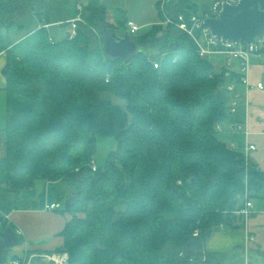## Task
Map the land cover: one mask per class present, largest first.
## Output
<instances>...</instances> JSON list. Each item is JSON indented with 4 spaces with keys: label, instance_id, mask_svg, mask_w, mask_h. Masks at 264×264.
Instances as JSON below:
<instances>
[{
    "label": "trees",
    "instance_id": "1",
    "mask_svg": "<svg viewBox=\"0 0 264 264\" xmlns=\"http://www.w3.org/2000/svg\"><path fill=\"white\" fill-rule=\"evenodd\" d=\"M78 4L76 35L56 38L50 27L69 25ZM165 12L204 11L192 0H167ZM112 30L101 0H0V54L7 55L0 210L43 209L71 197L56 249L71 264H211L209 235L233 226L246 188L253 197L264 185V173L217 129L239 119L236 133L244 123L240 103L231 112L229 89L241 74L217 72L173 24L131 34L138 52L112 59L103 48ZM96 135L114 137L117 149L93 170Z\"/></svg>",
    "mask_w": 264,
    "mask_h": 264
},
{
    "label": "crops",
    "instance_id": "2",
    "mask_svg": "<svg viewBox=\"0 0 264 264\" xmlns=\"http://www.w3.org/2000/svg\"><path fill=\"white\" fill-rule=\"evenodd\" d=\"M163 1L101 0L107 8L110 4H117L119 10L127 16L123 20L126 27L128 21H133L141 28L148 25L152 27L162 25L166 28L168 24L164 23L165 15L164 17L160 15L161 12L164 14L161 9ZM214 1L192 0V3L194 6H198L200 12H206ZM108 21L114 26L112 12L109 8ZM128 31V34L131 35L130 30ZM14 35L17 40L21 37V33L18 32ZM162 35V31L158 33V36ZM138 50L139 46L137 45ZM6 63L7 55L1 53L0 98L3 101H6L7 80L4 75ZM249 78V86L237 83L234 89V97L236 96L240 103L241 118L244 120L246 132L234 133L233 128L239 122V119H235V123L233 120L232 123L222 125L220 134L226 142L235 144L239 148H244L249 144L255 145L257 149L249 153L250 160L264 173V88L257 87L259 82L264 84V55L261 57L252 56ZM4 133L5 129H0V159L6 155ZM252 199L255 204V213L249 220L248 228H245L241 220L237 218L234 220L233 226H221L207 238L205 250L211 254L209 256L211 264H264V185L253 191ZM9 216L13 225L23 231L22 249L28 247V250L45 252L55 251L63 246L64 237L61 232L71 218L69 213L58 214L57 211L44 209L13 210ZM249 233L256 236L255 241H248ZM21 254L22 251L19 254L14 253V255Z\"/></svg>",
    "mask_w": 264,
    "mask_h": 264
},
{
    "label": "built area",
    "instance_id": "3",
    "mask_svg": "<svg viewBox=\"0 0 264 264\" xmlns=\"http://www.w3.org/2000/svg\"><path fill=\"white\" fill-rule=\"evenodd\" d=\"M167 1V0H166ZM166 1L161 3V9L165 14V24H173L179 29L185 31L197 44L200 55L204 58H216L217 56L226 57V61L220 64L219 68L232 69L235 60L239 66V72L241 74L240 83L246 86L250 85L249 71L252 64V56H262V49L264 48V35L256 37L252 42L246 44L242 41H230L222 37L213 35L210 27L205 23L206 18L217 17L224 4H237L239 0H215L211 8L204 12L202 15L191 14L186 16L183 13L178 14L172 18L166 15L165 7ZM77 9L79 10L78 15L73 18L71 22L72 29L68 36L73 37L76 35V23L82 21L83 5L78 4ZM127 27L130 29V33L136 34L139 32L141 27L133 21L127 22ZM158 63H155V67H158ZM257 87L260 89L264 88V84L259 82ZM231 91H234L235 84L229 86ZM247 104V103H246ZM239 106V101L235 96L231 101V112L235 113ZM217 129L221 130V125L217 126ZM236 132H246L245 124H238L235 128ZM230 147L237 148L235 144H230ZM256 146L249 144L242 148V152L245 155L246 160H250L249 153L256 150ZM90 166L93 170L98 169V164L95 159H92ZM243 206L235 211V215L241 220L243 226L248 228L250 218L255 213V204L251 197V192L246 188L244 194L241 196ZM61 207L59 202H46L44 210L55 211ZM13 225L9 214H5L0 210V225L10 227ZM15 233L17 237H22L23 231L20 228L15 227ZM195 236L199 235V231H195ZM248 241H255L256 236L248 234ZM20 244V239H19ZM23 244V243H22ZM25 247L22 250L21 255L8 256L3 260L2 264H71L70 255L67 251L55 250L50 252L45 251H32Z\"/></svg>",
    "mask_w": 264,
    "mask_h": 264
},
{
    "label": "water",
    "instance_id": "4",
    "mask_svg": "<svg viewBox=\"0 0 264 264\" xmlns=\"http://www.w3.org/2000/svg\"><path fill=\"white\" fill-rule=\"evenodd\" d=\"M205 23L217 37L248 44L264 35V0H239L237 4H224L219 15L206 18ZM103 48L112 59H128L138 52L132 36L119 35L116 30L103 35ZM71 203L70 197L65 202L67 209ZM18 244L19 238L13 228L0 229V264L4 259V251Z\"/></svg>",
    "mask_w": 264,
    "mask_h": 264
},
{
    "label": "rangeland",
    "instance_id": "5",
    "mask_svg": "<svg viewBox=\"0 0 264 264\" xmlns=\"http://www.w3.org/2000/svg\"><path fill=\"white\" fill-rule=\"evenodd\" d=\"M69 8L72 9V6H70ZM108 8L112 12L114 27L116 28V31L118 32V34L119 35L128 34V32H129L128 30H130V29L125 26L124 21H123L124 18L127 16H125V14L119 10L116 3L110 4ZM70 24L67 26H62V24L53 25L52 27H50V31L56 38L62 39L64 37L68 36L69 32L71 31L72 26ZM151 27H152L151 25L142 27L140 32H138V34H136V35H142L143 33L150 31ZM211 60L215 63V65L217 67L216 69L218 72L220 70L219 69L220 64H222L223 62L226 61V57L217 56L216 58L215 57L211 58ZM237 63H238L237 60H235L233 66L231 67L232 70L236 71V72H238V68H239ZM232 93L234 94V91H232ZM101 98H109L114 103L119 104L123 107H125L127 105V100L120 98L111 92H103L101 94ZM6 116H7V104H6V101L1 100V98H0V129H5L7 126ZM219 135L221 136L220 132H219ZM96 147H97V150H96V153L94 155V159L99 166H103L106 163L109 155L117 149V141L114 137H105V136L96 135ZM6 181H7L6 173L0 172V186L5 185ZM42 185H43L42 182H40L38 184L39 189L42 188ZM64 205H65V203L62 202L61 207L58 208L57 210H55L54 212L57 211L58 214H65V213L61 212V210H63V208H64ZM22 243L23 242L21 241L20 244L14 246L9 251L8 256H13L14 253L19 254L23 250L22 249L23 248Z\"/></svg>",
    "mask_w": 264,
    "mask_h": 264
}]
</instances>
